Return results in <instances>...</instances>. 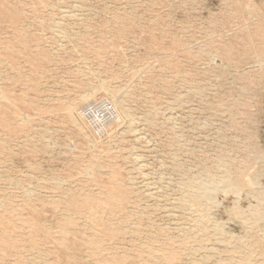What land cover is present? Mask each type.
<instances>
[{
    "label": "rangeland",
    "instance_id": "1",
    "mask_svg": "<svg viewBox=\"0 0 264 264\" xmlns=\"http://www.w3.org/2000/svg\"><path fill=\"white\" fill-rule=\"evenodd\" d=\"M0 264H264V0H0Z\"/></svg>",
    "mask_w": 264,
    "mask_h": 264
},
{
    "label": "bare ground",
    "instance_id": "2",
    "mask_svg": "<svg viewBox=\"0 0 264 264\" xmlns=\"http://www.w3.org/2000/svg\"><path fill=\"white\" fill-rule=\"evenodd\" d=\"M121 94H122V91H121ZM3 96H4V95H3ZM114 99H115V98H114ZM8 103H9V102H8ZM127 108H128V107H127ZM116 111H117V110H116ZM70 112H71V111H70ZM71 114H72V113H71ZM129 119H130V114H129ZM197 186H198V185H197ZM199 187H200V186H199ZM202 188H203V187H202ZM200 189H201V188H200ZM200 189H199V190H200ZM210 189H212V188H210ZM201 190H202V189H201ZM201 190H200V191H201ZM192 194H193V193H192ZM195 194H196V193H195ZM198 194H199V193H198ZM196 195H197V194H196ZM202 195H203V194H202ZM210 195H211V194H210ZM200 196H201V195H200ZM97 218H98V217H97Z\"/></svg>",
    "mask_w": 264,
    "mask_h": 264
},
{
    "label": "built area",
    "instance_id": "3",
    "mask_svg": "<svg viewBox=\"0 0 264 264\" xmlns=\"http://www.w3.org/2000/svg\"><path fill=\"white\" fill-rule=\"evenodd\" d=\"M107 108H108V105H107ZM109 109V108H108ZM110 110V109H109Z\"/></svg>",
    "mask_w": 264,
    "mask_h": 264
}]
</instances>
